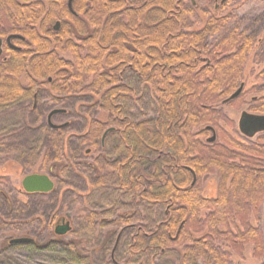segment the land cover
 Segmentation results:
<instances>
[{
  "label": "trees",
  "instance_id": "16d2710c",
  "mask_svg": "<svg viewBox=\"0 0 264 264\" xmlns=\"http://www.w3.org/2000/svg\"><path fill=\"white\" fill-rule=\"evenodd\" d=\"M67 1L0 0V38H23L11 40L19 50L6 47L7 65L0 61V115L30 103L24 111L34 121L24 138L6 137L0 147L35 139L33 150L21 148L18 167L54 183L46 194L19 187L1 196L7 231L31 237L18 246L58 252L68 258L61 264H234L232 254L241 258L247 246L262 260V230L251 219L256 222L264 206V133L256 142H242L220 126L227 122L222 107L245 103L244 70L252 49L239 21L213 13L201 20L192 0H73L72 12ZM55 22L58 31L52 30ZM42 88L47 93L41 104ZM82 95L92 98L94 113L83 115L84 128L73 143L70 122L51 128L47 114L64 104L67 110L51 119L65 116ZM245 106L264 115V94ZM98 112L107 115L105 122L95 118ZM109 141L116 143L110 155L92 156ZM209 176L217 179L211 199L201 188ZM70 179L88 190L110 184L118 191L117 206H81L80 216L92 231L100 226L118 232V239L128 234L125 257L112 252L97 262V250L79 231L76 242L68 232H54L60 192L75 189ZM123 206L133 212L119 216ZM147 207L157 211L151 221L142 218Z\"/></svg>",
  "mask_w": 264,
  "mask_h": 264
},
{
  "label": "rangeland",
  "instance_id": "374dc122",
  "mask_svg": "<svg viewBox=\"0 0 264 264\" xmlns=\"http://www.w3.org/2000/svg\"><path fill=\"white\" fill-rule=\"evenodd\" d=\"M194 4L199 5V8L203 6V4L207 5L208 8L211 9L212 4H206V0H192ZM239 0H233V2H237ZM244 1V0H240ZM251 13L257 15L261 9V3L258 0L251 1ZM248 7V12L250 9ZM198 8L199 11V19L202 20L201 17V9ZM240 18L242 21H239L240 27L242 30H245L247 25L245 26L247 12L241 11ZM244 18V20H243ZM244 22V23H243ZM67 58V56H65ZM264 74L263 68H252L251 64L248 63V66L244 70V80H245V96L244 101L238 109L231 108L230 106L222 107L223 115L226 118V123H221V128L230 134L235 139L242 141V142H256L257 138L259 137V133L255 135L253 138H245L239 132L237 128V122L242 111H247L246 109V102H248L254 96H261L264 94V84L261 81H257V79L262 78ZM47 88H42L39 91L40 103L44 102V95L47 93ZM38 99V98H37ZM43 99V101H42ZM92 98L90 96L82 95L81 97L72 100L70 103L73 104L68 106L70 109L65 116H55V118L51 119L53 124H62L66 121L70 122V127L68 131L71 133L67 137L70 139L71 142L74 143L75 135L81 132L85 125V119L83 115H90L92 116L94 113L93 108L89 107V103L91 102ZM79 104V106L76 105ZM39 105V102H38ZM75 105V106H74ZM30 103H28L25 108H29ZM74 106V107H73ZM61 109L67 110L63 104V106H58L54 109ZM26 109L23 111L19 110H11L6 111L0 115V140H3L7 137V141L11 139V137H18L19 135H25V129L27 124H31V121L26 114ZM26 110V111H24ZM49 112V111H48ZM96 112V111H95ZM47 114V113H46ZM30 117V116H29ZM95 118L105 122L107 119L106 114L97 113ZM196 133V132H195ZM29 136V134H27ZM35 139L30 138L28 140V144L25 139H22L21 143L16 145L13 142H10L12 145H7V147H0V264H61V262H67L68 258L65 255H61L58 252H52L50 250L42 249L41 246H18L20 244H12L9 241L18 238H26L31 239L28 232H16V231H7V219L5 214V207L2 203L3 195H7L10 189H18L21 188V180L23 179L24 174H22L20 168L18 167V163L21 162V148L28 147L29 150H33L36 146ZM9 143V142H7ZM116 143L113 141L107 142L106 150L102 152L92 151V156L98 155L102 153L105 156L110 155L114 149V145ZM12 150L13 153L9 154V151ZM27 150V149H25ZM7 151V155H6ZM97 152V153H95ZM4 153V154H3ZM91 156V157H92ZM90 157V158H91ZM89 158V159H90ZM87 159V158H86ZM38 173L35 170L32 174ZM42 174V173H41ZM68 183H72L75 187L73 191H65L62 190L60 192L59 203L57 207L56 213L59 216L56 218L53 230L55 232L56 227H65V225L70 226V230L68 231L67 237L71 240L75 239V232L79 231L83 240L89 241L88 247H94L97 251L93 254V260L104 261L108 260L113 252L117 259H122L126 256V248L128 243V234L126 236L123 235L118 239V232L113 233L112 231H106L105 229H101V227H97L96 230L93 231L90 229V225L88 224L87 220L84 216H80V210L82 207L85 210H92V209H110L114 205L117 206V196L118 191L115 190V187H110V184L105 185L100 190H88L86 189V185L80 183L79 181H74L72 179L68 180ZM201 188H202V196L207 199L215 198L216 197V189H217V179L214 176H209L203 178L201 180ZM55 190H57L55 185ZM88 191V192H86ZM123 200V199H122ZM124 201V200H123ZM79 205H76V204ZM128 202L125 201V204ZM82 206V207H81ZM122 209L119 210V216L125 212H133L130 209ZM143 216L142 218H146L147 220L151 221L155 219L157 211L155 208H143ZM128 212V213H130ZM55 214V213H54ZM251 223L253 225H258L263 234L264 239V206L261 207L259 213L256 217V222L254 219H251ZM257 223V224H256ZM101 226H105L101 225ZM80 228V230H78ZM67 233V232H66ZM65 233V234H66ZM118 239L117 242L115 240ZM75 242L77 241L74 240ZM105 243L107 246H103L102 243ZM104 250V253L102 252ZM92 253V252H90ZM232 262L234 264H264V258L262 260H255L252 257V247L247 246L244 249L243 255L241 258H238L234 254H232ZM86 261L84 259L81 260V264H85ZM89 263V262H88ZM156 264H177L176 261L165 259V261H160Z\"/></svg>",
  "mask_w": 264,
  "mask_h": 264
},
{
  "label": "flooded vegetation",
  "instance_id": "af4514ba",
  "mask_svg": "<svg viewBox=\"0 0 264 264\" xmlns=\"http://www.w3.org/2000/svg\"><path fill=\"white\" fill-rule=\"evenodd\" d=\"M252 0H244V1H237L236 3L233 2V0H213L209 1L208 4L214 5V10L211 12V9L207 7V5L203 4L201 9V17L203 19H207L210 14H214L213 18L222 20V21H242L240 18V13L242 10L247 12L246 20H243L246 22L245 26V33L248 36V42H251V53L249 54L247 61H246V67L248 66V63L251 64L252 68H263L264 69V0H258L261 3V11L255 15L251 13V9L249 6H251ZM194 4V2L192 1ZM207 4V3H206ZM248 7L250 9V12H248ZM56 23V22H55ZM54 23V25H55ZM59 28H60V22ZM244 23V22H243ZM54 25L52 27L53 31H58L54 29ZM7 37L2 40V53L0 55V61L3 64L7 65L8 57L6 56L7 53H5L6 47L8 46L6 43ZM8 46L12 50H19L20 48L12 44ZM257 81H262L264 84V77L257 79ZM34 104L31 108V110H34L36 108V102H37V96L34 95ZM51 110L49 111V113ZM48 113V114H49ZM47 114V116H48ZM52 122V121H51ZM62 124H66L62 123ZM58 124V125H62ZM56 125V124H54Z\"/></svg>",
  "mask_w": 264,
  "mask_h": 264
},
{
  "label": "water",
  "instance_id": "95a60500",
  "mask_svg": "<svg viewBox=\"0 0 264 264\" xmlns=\"http://www.w3.org/2000/svg\"><path fill=\"white\" fill-rule=\"evenodd\" d=\"M72 2L73 0L67 1V8L69 11L72 12ZM59 28V23L56 22L54 25V29L57 30ZM12 39H23L19 35H10L6 39V43L8 46L11 45L10 41ZM2 40L0 38V55L2 53ZM243 89V86L241 85L237 91L232 95L233 98L237 97ZM64 110L61 109H54L52 110L48 116H47V123L51 128H61L64 127L65 124L62 125H54L51 122V117L55 114L63 113ZM237 128L238 132L245 138H253L255 135L259 133H264V115H257L252 114L247 111H242L240 113L238 122H237ZM111 130V129H109ZM107 130L104 135L109 131ZM215 140V134L213 133L212 136L208 139V142H213ZM21 188L25 193H39V194H46L51 192L54 189V183L49 178L48 175L45 174H29L23 177L21 180ZM70 230V226L67 224L65 227H56L55 233L57 235H64L66 232ZM29 239L26 238H18L10 240L9 242L12 244H21V243H27Z\"/></svg>",
  "mask_w": 264,
  "mask_h": 264
}]
</instances>
